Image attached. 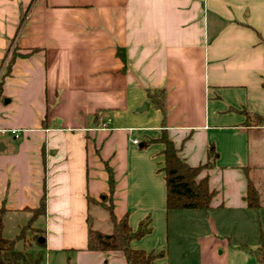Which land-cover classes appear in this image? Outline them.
Instances as JSON below:
<instances>
[{
	"label": "crops",
	"instance_id": "crops-1",
	"mask_svg": "<svg viewBox=\"0 0 264 264\" xmlns=\"http://www.w3.org/2000/svg\"><path fill=\"white\" fill-rule=\"evenodd\" d=\"M263 43L264 0H0V130L20 131L0 133L2 237L12 218L13 238L40 233L17 242L39 264H125L85 249L87 225L111 231L110 206L131 232L149 228L129 247L162 252L151 264H264L249 152L264 134ZM147 100L157 123L129 125ZM161 131L190 167L217 154L197 177L214 192L206 212L165 210L163 147L148 143ZM247 179L258 209L243 200Z\"/></svg>",
	"mask_w": 264,
	"mask_h": 264
},
{
	"label": "trees",
	"instance_id": "trees-1",
	"mask_svg": "<svg viewBox=\"0 0 264 264\" xmlns=\"http://www.w3.org/2000/svg\"><path fill=\"white\" fill-rule=\"evenodd\" d=\"M118 58L123 66L125 65L124 55L121 49L116 50ZM16 55L12 52L3 67L4 77L15 59ZM263 62H264V43H263ZM2 81V80H1ZM0 81V87H1ZM264 88V81L261 83ZM153 100L157 109H161V96L150 97ZM263 122V121H261ZM148 143H158L162 145L160 155L162 157L161 165L158 172L162 174L164 183L165 197L164 207L169 210H200L206 212L209 209V202L214 195V192L208 189L207 177L197 178L203 170L210 169L217 154L212 147L206 150V160L203 164L190 167L177 155V150L172 142L167 138L164 131L160 132L157 139L150 140ZM107 172V181L109 192L113 188V180L110 170L105 167ZM246 207L249 209H258L260 207V199L257 190L253 184L247 179L246 190L243 198ZM89 200H87L88 202ZM108 218L111 224V231L107 234L94 230L90 225H87L86 247L87 251L95 252H111L118 251L121 253L125 264H151L156 258L162 256V252H144L133 250L129 247V242L133 239H138L149 232V228L144 227V224H139L135 232H131L126 223V217H122L119 221H115L110 206L105 207ZM43 210V201L39 202L35 214H40ZM4 210L0 208V264H39L41 258L39 255H34L27 251L15 250L17 242L25 240L27 232L32 233V240L37 242L41 235L38 231L22 228L13 239L2 237V216ZM257 261L264 263V255L261 248L255 251Z\"/></svg>",
	"mask_w": 264,
	"mask_h": 264
},
{
	"label": "rangeland",
	"instance_id": "rangeland-1",
	"mask_svg": "<svg viewBox=\"0 0 264 264\" xmlns=\"http://www.w3.org/2000/svg\"><path fill=\"white\" fill-rule=\"evenodd\" d=\"M146 104L148 107L144 111H140V110H141L142 106L145 107V104L140 105L139 107H133L131 109V111L129 112V116L131 115L133 118H130L129 125H131V126H137L140 124L152 125V124L157 123V120L155 118L156 116H153V115H157L156 110H154L153 107H150L148 100L146 101ZM247 122L249 124H259L258 119H256V118H248ZM134 133L135 132H133V135H135ZM250 136L252 137V134ZM259 139H260L259 141H261L260 143H262L261 145H260V143H258L257 140H253L252 138H251V142H250V148H249L250 156H254V158H256L253 166L250 167L252 170L251 179L255 185L264 187V134L262 136H260ZM139 143H140V141L138 140L136 145H138ZM104 213L105 212L103 210L96 209L95 215H97V216L105 215ZM16 223H17V221H15L12 218L10 220L5 221V225H4L5 227H4V232H3L4 237L13 238L14 235H13L12 230H13L14 225ZM24 223L25 222H23L21 224H24ZM35 226H36V224H35ZM106 226L109 227L108 224ZM104 227H105V224L103 223L102 225H99V227L96 226L95 228L97 230L103 232ZM15 250H20V251L22 250V246L20 243H17L15 245Z\"/></svg>",
	"mask_w": 264,
	"mask_h": 264
},
{
	"label": "built area",
	"instance_id": "built-area-1",
	"mask_svg": "<svg viewBox=\"0 0 264 264\" xmlns=\"http://www.w3.org/2000/svg\"><path fill=\"white\" fill-rule=\"evenodd\" d=\"M104 127L105 126H103L102 128H104ZM6 132H8L14 138H17L19 136V134H20V131H18V130H3V129L0 130V133H2V134L6 133ZM132 143L133 144H137V141L133 140Z\"/></svg>",
	"mask_w": 264,
	"mask_h": 264
},
{
	"label": "water",
	"instance_id": "water-1",
	"mask_svg": "<svg viewBox=\"0 0 264 264\" xmlns=\"http://www.w3.org/2000/svg\"><path fill=\"white\" fill-rule=\"evenodd\" d=\"M143 110H145V107H144V106H142V108H141L140 111H143ZM140 146H141V145H140ZM37 242H38V243H42V242H43V239L38 238V239H37Z\"/></svg>",
	"mask_w": 264,
	"mask_h": 264
}]
</instances>
